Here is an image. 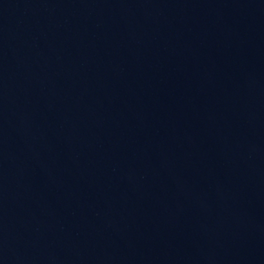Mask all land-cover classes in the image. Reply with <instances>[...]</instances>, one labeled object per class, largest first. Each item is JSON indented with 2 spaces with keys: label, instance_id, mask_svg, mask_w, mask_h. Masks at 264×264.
<instances>
[{
  "label": "water",
  "instance_id": "1",
  "mask_svg": "<svg viewBox=\"0 0 264 264\" xmlns=\"http://www.w3.org/2000/svg\"><path fill=\"white\" fill-rule=\"evenodd\" d=\"M0 264H264V0H0Z\"/></svg>",
  "mask_w": 264,
  "mask_h": 264
}]
</instances>
